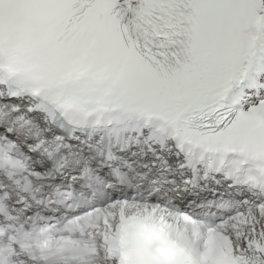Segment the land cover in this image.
<instances>
[{
	"label": "snow or ice",
	"instance_id": "6c2138e0",
	"mask_svg": "<svg viewBox=\"0 0 264 264\" xmlns=\"http://www.w3.org/2000/svg\"><path fill=\"white\" fill-rule=\"evenodd\" d=\"M0 264H264V0H0Z\"/></svg>",
	"mask_w": 264,
	"mask_h": 264
}]
</instances>
